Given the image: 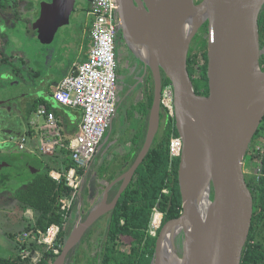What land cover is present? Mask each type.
Masks as SVG:
<instances>
[{"label": "water", "instance_id": "1", "mask_svg": "<svg viewBox=\"0 0 264 264\" xmlns=\"http://www.w3.org/2000/svg\"><path fill=\"white\" fill-rule=\"evenodd\" d=\"M75 1L42 2L40 31L69 25ZM116 1L122 41L154 84L146 136L133 164L107 187L84 221L78 206V222L52 264H66L86 232L115 209L148 154L160 126L161 73L173 90L175 128L183 145L178 168L182 213L162 225L152 264H241L253 216L243 167L264 118L258 31L264 0H151L152 6ZM206 23L209 94L201 98L191 83L187 56ZM118 183L109 203V191Z\"/></svg>", "mask_w": 264, "mask_h": 264}, {"label": "trees", "instance_id": "2", "mask_svg": "<svg viewBox=\"0 0 264 264\" xmlns=\"http://www.w3.org/2000/svg\"><path fill=\"white\" fill-rule=\"evenodd\" d=\"M201 1L194 0L195 4H199ZM258 31L261 50L260 65L264 70V8L258 16ZM207 32L208 24L206 23L193 39L187 56V71L196 95L201 98L207 97L209 94ZM118 35L121 38V34L118 33ZM142 85L145 91L144 101L141 103V110L144 114L142 136L138 137V133H136L130 139L131 147L124 156L114 157L111 160L104 159L96 170L91 169L93 161L87 169L77 168V172L84 179L79 197L74 202L70 213L81 205V221L87 218L95 205L89 200L88 184L91 178H96L98 187L102 188V192H104L115 179L130 168L143 146L154 98L151 74L147 79L144 76ZM167 85H170V81L162 73V88ZM40 105L41 102L37 103L34 112ZM46 107L58 116L56 109L47 104ZM172 137H179L175 121L167 117L165 110L161 107L158 133L131 183L122 193L115 209L105 215L104 225L96 228L97 221L70 252L67 264H152L157 237L149 236L148 228L153 208H158L163 214L162 225L169 220L178 218L182 213V198L178 180L179 158L170 159ZM252 142L253 144L249 147L246 155L249 159L246 161L245 158V162L255 163L258 168L260 167V172L257 174L244 173L253 199V216L241 264H264V118ZM51 163L60 172H65L73 166L69 152L64 149L59 154L52 156ZM49 171L50 168L35 178L18 195L21 207L24 210H32L35 215L34 225L26 228L31 237L36 236L37 231L46 233L51 225L61 228L65 222L64 213L61 211V200L69 198L72 189L66 185L64 178L59 182L52 179ZM120 185L121 183L116 184L109 191L108 202L114 199ZM211 199H213L212 196ZM69 228L61 230L54 241L53 248H59V254L71 230V227ZM97 239L98 244L94 248ZM24 247H27L30 254L34 253V256L39 254L40 261L34 263L33 256L22 260L18 253L10 258L0 257V264H52L59 255L54 253L53 248H48L44 244L38 245L31 239L24 243ZM124 247H127L128 251H125ZM17 248L19 247L17 246Z\"/></svg>", "mask_w": 264, "mask_h": 264}, {"label": "built area", "instance_id": "3", "mask_svg": "<svg viewBox=\"0 0 264 264\" xmlns=\"http://www.w3.org/2000/svg\"><path fill=\"white\" fill-rule=\"evenodd\" d=\"M88 15L91 18L88 30V49L85 60L75 66L74 72L65 76L54 88L52 99L61 107L77 109L81 118L77 130L71 138H66L60 122L52 111L45 105H40L35 112L36 117L43 118L44 124L39 126L40 152L46 156H54L62 149L69 152L73 166L65 173L51 172L50 176L60 181L65 179L70 187V197L61 200V211L65 222L60 228L51 225L46 233L37 231L33 238L25 232L22 234L18 253L22 260L32 257L34 263L40 261L39 254H30L24 243L31 239L38 245L53 248L54 241L60 231L68 229V220L72 215L71 209L79 197L83 177L77 168L87 169L99 151L108 133L117 111L118 73L116 64V38L118 35V5L116 0H91ZM76 72V75H75ZM161 107L167 117L175 121L173 90L171 85L162 88ZM37 126L38 120L31 123ZM28 137L23 135L17 143V149L26 150ZM182 141L172 137L170 142V159L180 158ZM259 150V148H257ZM260 172V169L259 171ZM78 222V208L74 211ZM163 214L158 208H153L149 223L148 234L156 238L162 227ZM50 238V240H49ZM59 254V248H53ZM41 264V263H39Z\"/></svg>", "mask_w": 264, "mask_h": 264}, {"label": "rangeland", "instance_id": "4", "mask_svg": "<svg viewBox=\"0 0 264 264\" xmlns=\"http://www.w3.org/2000/svg\"><path fill=\"white\" fill-rule=\"evenodd\" d=\"M41 0H36L35 4L38 6L40 4ZM46 1V0H44ZM35 2V0H33ZM47 3V2H45ZM89 7V0H76V9L82 10L83 13L72 15L71 16V23L66 26H58L55 29H52L50 32L42 33L37 26L38 19L35 20L34 25L32 26L34 31L36 32V36H33L30 34V31L27 32L23 28V26H20L19 24H25L22 19H20V22L15 25L16 32L11 31H4L3 35L4 37L7 36L9 39V43L12 45H15L16 47H20L23 52L29 57L30 59V65L32 67V70L37 72V82L41 81L42 79L51 80L52 82H59L62 79L63 73L69 68V66L73 63L79 64L83 62V55H84V48L86 44V35L84 34L85 26H90V17L86 18L85 12L87 8ZM38 12V9L36 10ZM11 16L5 15V20L10 21ZM201 30V29H200ZM200 30L198 34L200 33ZM9 34V36H8ZM6 38V37H5ZM129 57H125L124 54H120L119 57L116 58V64H117V73H118V84L120 86L119 91L117 93V111L116 116L113 120V124L110 127L109 131V139L108 141L100 147L99 153L96 155L95 159L93 160L91 164V169L96 170V168L103 163L104 159L111 160L114 157H121L124 156L129 150L126 145L123 144L127 142L130 138L132 139L134 137V134L131 133V130H135L134 132H137V136L141 137L143 132V127L140 125L138 128V125L136 126L135 121L133 120L134 117V111L132 110L134 108H140V105H135L136 98L135 94L128 95V97L125 95V93L128 91L131 92L134 88L135 84H139L140 81L137 80L135 83V80L133 78V75L130 74L129 66L125 60H127ZM125 62V63H124ZM126 64V65H125ZM144 75V74H143ZM3 82L0 81V87L2 86ZM17 85V84H15ZM24 87L20 86V90L22 91ZM15 87L11 89L9 86L7 90L4 91V93L0 94V100L7 97L9 94L8 91H14ZM54 90V89H53ZM2 87L0 89V92H2ZM127 97V98H126ZM126 98V102L122 103L121 101H124ZM120 100V101H119ZM45 101L49 104V106L57 109L61 114L62 117H64V114L70 118L71 121L76 120V111L77 109H71L68 107H61L59 104H57L51 97H45ZM25 105H29V102L24 103ZM135 105V106H134ZM14 112V111H11ZM130 112L131 113V124L126 125V116L125 113ZM9 116H12L11 114ZM12 119L13 116H12ZM38 120L39 125L44 124L43 118H37L35 113H32L29 121ZM68 126V122L66 123ZM70 126V125H69ZM124 126V130H122V127ZM27 129H32V126L30 123L27 124ZM77 128V127H76ZM36 130V129H35ZM76 129L75 126L73 127V131L70 133L69 138H71ZM108 134V133H107ZM131 134V135H130ZM34 138V139H33ZM33 138H29L28 142L26 143V150H31L35 144L38 145V136H33ZM34 142V143H33ZM254 142V141H253ZM253 142H251L250 146H252ZM39 149V148H38ZM36 151V150H35ZM246 161H248L249 157L246 156ZM24 163V162H23ZM31 165H35L31 162ZM23 166V165H22ZM35 167H37L35 165ZM260 168V167H259ZM258 166H256L255 163L250 162H244V173L250 174L254 173L257 174L259 171ZM55 170L58 171L56 168ZM60 171V170H59ZM20 173V182H25L33 175L30 174L29 170L27 168L20 167L19 170L16 168L12 169H5L2 171L3 174H12V173ZM84 179V177H83ZM90 191L91 195L89 197V200L93 204H97L101 201L103 192L102 188L98 187V182L96 178L92 177L90 181ZM214 197V194L212 195ZM2 208L0 207V216L2 215ZM73 215V214H72ZM11 216V215H10ZM105 223V216H103L95 225L96 228H99L100 225H104ZM2 224V223H1ZM9 223L7 227L4 229L7 230V232L12 233L16 232L17 229H20V226H14L10 225ZM4 227V226H3ZM7 228V229H6ZM17 228V229H16ZM23 230L18 231L22 232ZM98 244V239L95 242L94 248H96ZM125 251H128L127 247L123 248ZM9 249H4L0 247V251H8ZM68 263V260H67ZM66 263V264H67Z\"/></svg>", "mask_w": 264, "mask_h": 264}, {"label": "flooded vegetation", "instance_id": "5", "mask_svg": "<svg viewBox=\"0 0 264 264\" xmlns=\"http://www.w3.org/2000/svg\"><path fill=\"white\" fill-rule=\"evenodd\" d=\"M90 1L91 0H89V7L85 12L86 18L89 17L88 11L90 9ZM42 2L50 4L52 0H41L38 6L35 5L37 4L36 0L35 2H33V0H0V81L3 82L1 86L3 91L0 92V94L4 93L9 86L11 89L15 87L14 91H8L9 94L6 98L0 100V140L3 142L7 141L14 147L22 137V129L24 127L26 128L28 123L31 125V120L29 121V118L32 113H35L34 109L37 103L45 97H52L53 89L57 85V82H52L50 79H42L37 82V72L32 70L29 57L19 46L16 47L13 44L11 45L8 37H4L3 32L18 31L15 25L23 18L22 20L25 24L20 23L19 25L23 26L27 32L30 31V34H34L33 36H36V32L32 26L35 20L40 16V6ZM144 5L146 6L145 3ZM37 9L38 12L36 11ZM83 12V9H76L75 1V8L71 16ZM5 15L11 16L9 22L5 20ZM89 21L91 22V18ZM88 30L89 27L85 26L84 34L86 38H88ZM116 54L117 57H119L120 54L129 57L125 60L128 64L125 65L129 66V71L137 73L142 69L143 74L145 73V79L148 78L150 71L148 69L146 70L135 58L119 35H117L116 38ZM20 86L24 87L22 91L20 90ZM25 101L29 102V105H25ZM10 114L14 119H12V116H9ZM17 152L22 153L23 151L17 149Z\"/></svg>", "mask_w": 264, "mask_h": 264}, {"label": "crops", "instance_id": "6", "mask_svg": "<svg viewBox=\"0 0 264 264\" xmlns=\"http://www.w3.org/2000/svg\"><path fill=\"white\" fill-rule=\"evenodd\" d=\"M88 44H89V40L87 38L85 48L83 49L84 50L83 51L84 52L83 61L85 60V54H86V51L88 49ZM76 65L77 64H75V63L71 64L69 66V68L63 73L62 79L65 76L69 75L70 73L74 72ZM130 74L133 75L135 83L137 82V80H139L140 83L139 84L137 83V85L135 84L132 91L128 93V91H129L128 90L125 93V95L128 97V95L135 94V96H137V98H136L137 101H136L135 105L138 106L144 101L145 91H144V88L142 85L143 81H144L143 71H142V69L140 71H138L137 73L130 71ZM119 88H120V86L118 84L117 93L119 91ZM126 98L124 101H121V102L122 103L126 102ZM40 102H41V105H45V106H46V104L49 105L45 101V98H43V100H41ZM132 110H135L133 112L134 113V115H133L134 119L133 120L135 121L136 126L138 125V128L140 127V125L142 127H144V114H143V110H141V107L138 108V110H137V108L133 107ZM73 111H76V120L74 122L71 121L70 118L67 117L65 114H64V117H62V114L58 110H57L58 116L55 114V116L57 117V119L60 122L61 128L63 129L64 135L66 138H69L70 133L73 131V127L74 126L77 127V125L80 121V118H81V112L79 110H73ZM125 116H126L125 127H127V125L131 124V121H130L131 120V113L126 112ZM35 121L36 120H34V122ZM32 122L33 121H31V123ZM67 122H68V126L66 125ZM112 124H113V122H112ZM31 126H32V129H29V130H27V128L24 127L22 129V133H21L22 136L25 135V136L29 137L30 139L33 138V136H36V134H37L38 145L35 144L31 150H27V151H23L22 153H19V152H17V146L14 147L11 144H9V142H7V141L3 142L0 140V207L2 208V213H1L2 215L0 216V247L4 248V249H9L8 251H0V257L1 258H10V257H14L15 255L18 254L17 246L19 244V241H20L22 234L27 232L26 228L28 226H33L35 223V215H34L33 211L30 209L24 210L21 207L20 201L18 200V195L21 194L22 190H24L30 183H32V181L35 178H37L39 175L44 174L48 168H50L49 175L51 172H57V173L62 174V175L65 173L63 171L60 172V171L55 170L56 166H54L53 163H51L52 156H46L40 152V148H39V139H40L39 126H41V125L38 124L37 126H35V125L31 124ZM124 129L125 128L123 126L122 130H124ZM76 130H77V128H76ZM134 131L135 130L132 129L131 133H133L135 135L137 132H134ZM108 134H109V132H108ZM130 139L127 142L123 143L126 145L125 147H127L128 150L131 147V140ZM60 151H57L56 154H59ZM98 153H99V151H98ZM31 162L33 164H35L37 167H35V165L32 166ZM20 167L27 168L29 170L30 174H32L33 176L30 177L25 182H20V180H19L20 179V173L19 174L17 172L12 173V174H10V173L3 174L2 173V171L5 169L16 168L19 170ZM90 181H89V184H90ZM89 184H88V187H89V191H90V185ZM90 195H91V191L89 193V197H90ZM72 214L73 215L70 216L68 223H67L68 228L71 227V229L74 227V225L77 222V217H76L75 212H72ZM9 223H11L14 226H20V229L16 228L17 231L12 232V233L7 232V230H5L4 228L7 227V225ZM20 230H23V231L16 234Z\"/></svg>", "mask_w": 264, "mask_h": 264}, {"label": "bare ground", "instance_id": "7", "mask_svg": "<svg viewBox=\"0 0 264 264\" xmlns=\"http://www.w3.org/2000/svg\"><path fill=\"white\" fill-rule=\"evenodd\" d=\"M140 2V4H142V2H145L146 5L152 6V2L151 0H138ZM50 240V238H49Z\"/></svg>", "mask_w": 264, "mask_h": 264}]
</instances>
